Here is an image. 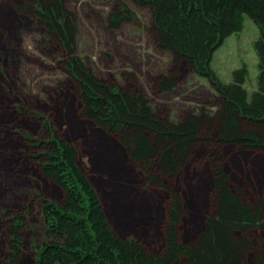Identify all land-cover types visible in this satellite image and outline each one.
I'll return each instance as SVG.
<instances>
[{"label":"trees","instance_id":"obj_1","mask_svg":"<svg viewBox=\"0 0 264 264\" xmlns=\"http://www.w3.org/2000/svg\"><path fill=\"white\" fill-rule=\"evenodd\" d=\"M133 1L151 8L152 32L161 49L171 51L176 64L186 63L215 85L220 95L219 109L214 114L195 113L172 122L153 110L135 84L119 86L96 75L77 52L76 17L66 6V0L10 3L15 13L14 24L37 21L61 54L60 63L74 81L73 90L78 94L79 118L116 138L139 174L136 195H150L151 190L160 189L167 196L161 209L149 218L148 234L119 231L89 176V167L86 164L84 169L79 164V143L71 140L67 132L65 137L61 136L49 117L34 112V99L27 98L17 108L3 102L1 114L14 109L16 116L41 121L43 131L32 135L19 130L22 126L17 123L11 124L10 129L0 126V156L6 158L5 155L15 153L17 157L13 166L6 164L4 168L12 181H3L1 175L5 173L0 175V190L5 191L1 196L9 194L14 199L16 193L30 195L26 208L35 205L40 221L31 227L28 214H14L6 208L0 215V220H4L0 227V261L22 264L27 241L32 247V264H251V256L264 264V252L252 238V232L264 230V201L250 202L241 185L231 186L224 157L219 152L232 145L239 151L264 154V0ZM131 15L129 8L119 6L110 14V26L119 28ZM245 15L260 29L256 42L260 60L258 89L250 97L245 87L246 66L236 69L228 83L222 82L211 67L213 55L225 39L243 29ZM18 29L5 24V33L0 30V58L4 45L13 50L7 42L18 36ZM174 81L172 76H162L158 86L170 91ZM61 89L59 93L65 87ZM9 132L11 143L20 145L18 149H4L3 146H9L4 138ZM202 144L218 151L206 154L198 164L199 159L195 161L193 156ZM104 157L103 166L118 174L121 162L112 163L110 155ZM192 163L209 169L212 200L202 229L194 239L186 241L183 224L187 201L170 180L182 176ZM30 164L32 168L28 167ZM24 165L32 173L36 166L40 179L57 187L60 194L42 187L40 181L42 188L38 187L34 176L27 178ZM18 178L31 184L19 183Z\"/></svg>","mask_w":264,"mask_h":264},{"label":"rangeland","instance_id":"obj_2","mask_svg":"<svg viewBox=\"0 0 264 264\" xmlns=\"http://www.w3.org/2000/svg\"><path fill=\"white\" fill-rule=\"evenodd\" d=\"M14 2L16 0H10L9 3L0 2V30L5 33V24L19 27L18 36L14 34L13 41L7 42L13 50H7L4 45L3 57L0 58V106L6 102L8 106L17 108L16 106L23 105L27 98L34 99V112L49 117L61 136L65 137L67 132L71 140L79 143V164L82 168L86 164L89 167V176L100 190L116 229L148 234V220L161 209L167 192L159 189L151 190L150 195H136L134 190L137 188L138 172L114 136L92 128L86 120L79 118L78 94L73 90L74 81L64 71L63 63H60L61 54L53 47V43L37 21L14 24L15 13L10 6V3ZM121 5L131 10V18L124 21L119 28H112L109 23L110 14ZM66 6L76 17L77 52L100 78L119 86L135 84L149 99L153 110L169 117L172 122L182 121L190 114L202 116L217 112L220 107V95L215 85L186 63L176 64L172 52L161 49L156 42L151 27L153 13L149 6H140L133 0H66ZM259 37L258 25L245 15L243 29L228 36L215 51L211 61L212 69L225 83L232 81L236 69L246 66L248 74L245 87L249 97L258 89L260 60L256 42ZM162 76L174 78L172 90L163 91L159 88L158 81ZM62 87H65V90L59 93ZM4 92L8 97H4ZM1 108L0 126L10 129L11 124L17 123L23 127L18 128L19 130L32 135H39L43 131L42 122L36 118L32 120L16 116L14 109L3 110L1 114ZM11 130L14 132L12 127ZM10 135L11 132L4 136L9 144L3 146L4 149H18L20 145L11 143ZM19 140L24 142L22 138ZM21 148L28 150V147ZM216 150L218 151L216 147L206 148V145L202 144L194 151L193 159H199V164L206 154L213 155ZM219 152L224 157V169L230 177L231 186L236 188L241 185L246 199L250 202L264 201V154L249 150L239 151L232 145L222 148ZM105 155L112 157V163L121 162L118 174L103 166ZM5 156L7 157L0 156V175L5 173L1 175L2 180L8 182L12 180L4 168L6 164L13 166L17 157L15 153ZM198 164L192 163L184 170L182 176L170 180L176 189L182 191L187 201L188 209L183 224V238L186 241H191L198 235L204 218L211 211L212 183L209 169ZM25 166L23 171L27 178L34 176L37 185L40 181L42 187L47 186L53 193L60 194L57 187L40 179L42 176L36 166L33 173ZM32 166L28 165L29 168ZM18 180L22 184H31L22 180L20 182V178ZM1 190L0 215L9 208L14 214H28L31 227L35 223L40 224L35 205L31 209L26 208V203L31 200L30 195L16 193L14 199L9 198V194L3 198L2 193L5 191ZM44 191L49 195L46 189ZM3 221L0 220V227L4 225ZM252 238L264 252V230L252 232ZM31 248V244L26 241L22 264H32ZM0 264L4 262L0 261ZM251 264L260 263L256 257L251 256Z\"/></svg>","mask_w":264,"mask_h":264}]
</instances>
